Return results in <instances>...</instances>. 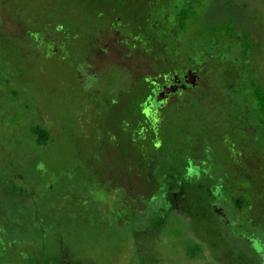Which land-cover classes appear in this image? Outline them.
Masks as SVG:
<instances>
[{"label":"rangeland","instance_id":"1","mask_svg":"<svg viewBox=\"0 0 264 264\" xmlns=\"http://www.w3.org/2000/svg\"><path fill=\"white\" fill-rule=\"evenodd\" d=\"M59 1L0 0V264H264V0H183L173 61L130 50L117 32L93 46L73 38ZM77 53L97 77L88 86ZM195 54L194 83L187 72L178 88ZM145 77L174 90L157 106L156 135H130ZM7 217L50 230L15 243Z\"/></svg>","mask_w":264,"mask_h":264},{"label":"trees","instance_id":"2","mask_svg":"<svg viewBox=\"0 0 264 264\" xmlns=\"http://www.w3.org/2000/svg\"><path fill=\"white\" fill-rule=\"evenodd\" d=\"M69 21L67 25H71L73 38H77V36H82L84 42H90L89 46H93L95 41L104 33V32H117L119 35L123 36V42L130 50H138L139 53L145 55H151L155 59H167L169 61H173L174 55L178 52H181L180 47V39L177 35V22H178V13L182 8L183 0H66ZM58 6L65 12L63 1L60 0L58 2ZM78 10L79 15L77 19L74 18V11ZM81 12V14H80ZM73 25H72V24ZM54 24H52L53 26ZM79 25H84L83 30L80 29ZM63 28V25H62ZM48 30V31H47ZM63 33V29L58 28L57 30L52 27L46 29V34L51 33H59L60 31ZM28 39L33 42H37L40 38L44 40L45 43H49L51 41V37L44 34L41 36L34 37V31L27 32ZM45 33V32H44ZM64 34V33H63ZM65 38V34L62 36ZM50 39V40H49ZM35 45V44H34ZM231 51H238L240 48V42L236 41L231 43ZM87 47V46H86ZM79 52L78 50H76ZM231 52H224L222 57L225 60L232 59L234 63H239L241 65V61H237L230 54ZM83 54L80 53L75 56V58L79 59L77 63H79V67L75 68L77 72H82L84 74V65L85 61L83 58ZM200 55L195 54L189 57H186V60H182V63H189V67H182L181 69H177L179 76H183L184 73L193 69L191 67H196L199 64ZM191 66V67H190ZM238 76L235 80L238 82L241 80L239 73H242L241 70H237ZM84 82L85 86L89 85V80H97V77H91V74H84ZM141 96L138 98L137 106H136V117L137 124L133 127V133L130 135H139L143 136L145 133L149 132L150 135H156V123L159 120L158 118V109L157 106L164 103L162 101L163 94L162 88L160 86H156L153 82L149 81L148 77L141 78ZM153 92V100L154 103H146L147 98ZM242 93V91H241ZM226 94L231 96L233 102L241 104V102L245 105L251 101V96L249 94L240 95L239 92L233 95V92L226 91ZM130 103V102H129ZM236 105V104H235ZM236 117H239L243 114V107L235 106ZM128 126V125H126ZM129 127V126H128ZM33 134L36 136V142L40 145H44L49 139V133L46 129L41 128L39 126L32 128ZM158 144V143H156ZM165 176V174L163 175ZM211 178V175H208ZM215 181H218L217 179ZM178 179L169 181L168 186L165 188V197L166 202L168 204H172L174 201V191H176ZM162 195L163 192L158 193ZM11 221V231L10 233H17L18 236L12 235L15 243L18 242L22 233H36L35 237L39 238L41 235L45 234L48 229V224L45 222L37 221V217H26V222L20 220V218L7 217ZM28 220V221H27ZM9 221V222H10ZM131 221L126 223V225H122V229L124 232H130L131 230ZM15 223V224H14ZM1 227V225H0ZM45 230V232L41 231ZM3 233L5 229H2ZM40 234V235H39ZM31 238V237H30ZM41 246L44 247L46 245L43 236L41 237ZM31 242L26 241V243ZM92 242L95 243V239L92 238ZM92 244V243H91ZM34 245L29 244L28 248L32 249V252L36 250L33 247ZM92 247V246H91ZM44 249V248H42Z\"/></svg>","mask_w":264,"mask_h":264},{"label":"water","instance_id":"3","mask_svg":"<svg viewBox=\"0 0 264 264\" xmlns=\"http://www.w3.org/2000/svg\"><path fill=\"white\" fill-rule=\"evenodd\" d=\"M195 77L193 76L192 73L188 72L187 78L185 79V83L186 84H191L194 83ZM184 87V85H183ZM174 89L172 87H163L162 89V94L163 93H169L171 91H173Z\"/></svg>","mask_w":264,"mask_h":264},{"label":"flooded vegetation","instance_id":"4","mask_svg":"<svg viewBox=\"0 0 264 264\" xmlns=\"http://www.w3.org/2000/svg\"><path fill=\"white\" fill-rule=\"evenodd\" d=\"M186 73H184L183 76L175 75L176 77L174 78V80H175L174 83H176V86H178V88H181V86L184 82V78H185ZM172 77H174V76H172ZM160 87H162V86H160ZM184 89H186V87ZM152 95H153V92H152Z\"/></svg>","mask_w":264,"mask_h":264}]
</instances>
